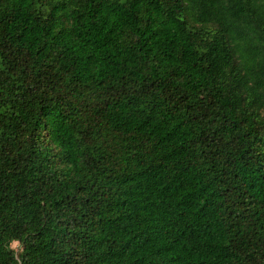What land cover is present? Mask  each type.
<instances>
[{
    "label": "trees",
    "instance_id": "obj_1",
    "mask_svg": "<svg viewBox=\"0 0 264 264\" xmlns=\"http://www.w3.org/2000/svg\"><path fill=\"white\" fill-rule=\"evenodd\" d=\"M0 264H264V0H0Z\"/></svg>",
    "mask_w": 264,
    "mask_h": 264
},
{
    "label": "rangeland",
    "instance_id": "obj_2",
    "mask_svg": "<svg viewBox=\"0 0 264 264\" xmlns=\"http://www.w3.org/2000/svg\"><path fill=\"white\" fill-rule=\"evenodd\" d=\"M11 245H12V247L14 249H19V246H18V243L17 242H12Z\"/></svg>",
    "mask_w": 264,
    "mask_h": 264
}]
</instances>
